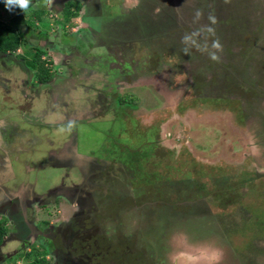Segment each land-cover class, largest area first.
I'll list each match as a JSON object with an SVG mask.
<instances>
[{
  "label": "rangeland",
  "instance_id": "1",
  "mask_svg": "<svg viewBox=\"0 0 264 264\" xmlns=\"http://www.w3.org/2000/svg\"><path fill=\"white\" fill-rule=\"evenodd\" d=\"M41 1L24 11L29 20L45 11L22 28L29 43L0 53V109L44 151L60 152L79 123L88 149L80 162L97 175L82 180L80 203L93 200L87 182L97 183L93 208L100 222L113 220L101 245L85 250L92 264H264V0H218L213 13L200 0H150L141 23L135 0ZM13 16L0 0V21ZM47 38L54 51L69 46L59 61ZM35 46L50 80L34 77ZM109 169L125 196L101 214ZM25 227L19 235L30 238ZM37 243L19 259L31 261Z\"/></svg>",
  "mask_w": 264,
  "mask_h": 264
},
{
  "label": "flooded vegetation",
  "instance_id": "2",
  "mask_svg": "<svg viewBox=\"0 0 264 264\" xmlns=\"http://www.w3.org/2000/svg\"><path fill=\"white\" fill-rule=\"evenodd\" d=\"M83 1L85 2L86 0ZM135 1L133 9H139L141 13L143 12L142 19L139 16L137 18L139 22L140 20L145 21L146 11L149 12L147 10L149 9L147 2H150V0ZM188 1H190L188 5L192 6L193 0L192 2L191 0ZM200 1L205 9L209 8V6L212 8L214 5H218L219 7L224 6L218 0L216 3L212 2V0ZM58 2L59 0H53L54 9H57L55 4ZM195 2L199 4L198 0ZM126 10L130 12L129 7ZM212 10L218 12L216 8L208 11L212 12ZM148 19L150 20L149 17ZM155 19L159 18L155 16ZM206 19L209 20V17H206ZM250 25L254 27L253 22ZM43 34L47 35L46 33ZM82 35L83 38L75 37L76 41L84 39L87 36L84 33ZM64 36L66 37V35ZM47 39L51 50L57 48L54 44H50L52 40ZM62 44L59 50H55L56 52L53 50L57 53L56 57L58 61L69 47L66 42ZM41 48L43 49V47ZM89 87L91 90L92 87ZM24 88L21 90L23 91V96L30 98ZM39 96L37 95L36 98ZM14 101L16 102L15 99ZM2 116L0 109V120L2 121H0V229L3 232L0 238V264L10 262H12L11 264H22L25 262H31L29 264H48V261H50L48 253L52 254V257L55 259L51 264H59V262L60 264H92V257L85 250L86 248L88 249L87 251L94 250L101 245L97 237L99 235L104 237L108 234L105 228L108 224H113V220L103 217L102 220H105L100 222L98 219L99 212L93 208L94 201L97 198L95 189L99 188L97 183L87 182L89 186V191L87 192L93 193V200L88 198L89 203H80V200L84 198L80 195L83 188L81 184L82 180L87 178L89 174L91 177L94 173L93 179L96 181L97 175L94 170L89 171L90 173L85 175L84 163L80 162V160H83V155H86L88 149L83 148L79 144V131H77L79 123L73 122L74 130L72 136L69 141L62 143L60 152H53L38 149L36 147L37 138L30 136L29 131L22 128L19 129V125L16 124L17 120H15L16 116L14 118L5 116L7 119ZM26 117V119L25 117L22 119L24 124L34 127L33 121L31 122V116ZM2 119L6 120L3 121ZM41 126L43 125L39 124L36 127L40 128ZM89 151V154L93 153L92 149H89ZM90 156L93 157V155ZM90 156L88 159L91 158ZM112 161H114L112 163L115 166V160ZM108 162L110 163L111 160ZM57 168L62 169L61 175L56 174ZM110 169L108 170V175L111 177V181L108 182L109 176L104 177L103 179L105 180L106 178L107 186L104 187L103 185V188H100L101 197L107 201L103 208L104 211L100 212L101 214H104L105 210L108 213L114 209L115 205L119 203L116 199H123L125 196V185L121 182L122 186H115V183L120 181V177L117 174L115 181H113V171L115 172V170ZM64 173L67 176L70 173L72 179H69V181H71V184L66 185L64 183ZM51 174H54V179L59 178L58 182L54 185L51 184V181H54L51 178ZM76 176H78L77 179L74 178ZM103 179L100 181L103 182ZM87 192L85 193L88 194ZM63 193L67 199L73 197L71 198L72 209H65L63 207V199L61 200L60 198V196H63ZM76 199L78 200L76 201ZM22 224L26 226L25 228H27V234L30 238L19 235V226ZM71 226H77L75 229H71L75 231L72 232L70 229H67L71 228ZM35 240L38 242L35 247L39 249L37 253H40L38 254L40 257L36 253L34 256L32 255L31 261L29 257L25 258L26 260L23 258L20 260V254L17 250H24L27 245L30 247ZM19 242L21 244L20 248H15L14 250V243L18 247ZM26 249L28 252L32 251L31 248ZM64 250L67 251L65 252ZM15 251L17 255L12 258ZM30 255L28 254V256Z\"/></svg>",
  "mask_w": 264,
  "mask_h": 264
},
{
  "label": "trees",
  "instance_id": "3",
  "mask_svg": "<svg viewBox=\"0 0 264 264\" xmlns=\"http://www.w3.org/2000/svg\"><path fill=\"white\" fill-rule=\"evenodd\" d=\"M75 6V5H74ZM31 7V4H30ZM14 16L11 18L10 23L6 24L0 21V53L10 54L20 46L26 45L27 42V34L22 30L23 27L29 28L35 25L34 19L41 20V15L45 12L44 10H40L38 8L33 9L32 15L33 19L29 20L27 16L24 14V11H21L19 8H14ZM78 10V7H75L73 12H70V9H67L66 12L63 10L65 16L67 18L71 16H76L75 12ZM32 21V22H31ZM31 24H30V23ZM35 52L32 55L31 59L35 63L36 66L30 63L31 67H34L36 70L34 77H37L40 81L50 80L51 74L47 68L43 66L42 54L43 50L39 46H35ZM23 62H26V58L22 57ZM25 67L27 65L24 63ZM2 230L0 229V238L2 235Z\"/></svg>",
  "mask_w": 264,
  "mask_h": 264
},
{
  "label": "clouds",
  "instance_id": "4",
  "mask_svg": "<svg viewBox=\"0 0 264 264\" xmlns=\"http://www.w3.org/2000/svg\"><path fill=\"white\" fill-rule=\"evenodd\" d=\"M30 4L31 0H4L5 8L10 12L14 8H19L21 11H27Z\"/></svg>",
  "mask_w": 264,
  "mask_h": 264
},
{
  "label": "crops",
  "instance_id": "5",
  "mask_svg": "<svg viewBox=\"0 0 264 264\" xmlns=\"http://www.w3.org/2000/svg\"><path fill=\"white\" fill-rule=\"evenodd\" d=\"M44 0H42L39 4H43ZM84 19V18H83Z\"/></svg>",
  "mask_w": 264,
  "mask_h": 264
}]
</instances>
